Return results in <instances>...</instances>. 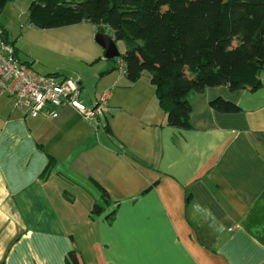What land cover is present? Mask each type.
I'll use <instances>...</instances> for the list:
<instances>
[{
    "label": "crops",
    "instance_id": "1",
    "mask_svg": "<svg viewBox=\"0 0 264 264\" xmlns=\"http://www.w3.org/2000/svg\"><path fill=\"white\" fill-rule=\"evenodd\" d=\"M23 2L0 15L14 45ZM76 26L18 59L78 83L83 108L106 92L108 106L95 119L51 106L33 117L0 95V264H67L72 251L81 264H264V70L255 91L190 94L181 130L150 76L129 83L96 42L83 48L95 27ZM218 98L240 112L212 109Z\"/></svg>",
    "mask_w": 264,
    "mask_h": 264
},
{
    "label": "trees",
    "instance_id": "2",
    "mask_svg": "<svg viewBox=\"0 0 264 264\" xmlns=\"http://www.w3.org/2000/svg\"><path fill=\"white\" fill-rule=\"evenodd\" d=\"M11 1L0 0V15ZM28 22L40 30L89 23L97 33L110 31L116 43L125 41L128 49L120 56L128 82L149 73L167 124L181 130L190 128V94L220 86L233 91L261 86L264 0H35L28 8ZM0 37L15 48L18 58L19 49L1 24ZM210 105L223 114L240 112L222 98ZM53 162L49 160L43 178ZM102 211L95 205L92 214ZM66 261L81 264L76 251Z\"/></svg>",
    "mask_w": 264,
    "mask_h": 264
},
{
    "label": "built area",
    "instance_id": "3",
    "mask_svg": "<svg viewBox=\"0 0 264 264\" xmlns=\"http://www.w3.org/2000/svg\"><path fill=\"white\" fill-rule=\"evenodd\" d=\"M124 69L122 59L117 62ZM81 86L71 80L60 81L50 75L37 73L23 64L15 55V48L0 37V95L13 100L12 105L28 107L33 117L39 116L47 106L55 110L71 107L86 119H95L107 109L108 95L105 93L92 109H85L80 102ZM53 118L57 113L53 112Z\"/></svg>",
    "mask_w": 264,
    "mask_h": 264
},
{
    "label": "rangeland",
    "instance_id": "4",
    "mask_svg": "<svg viewBox=\"0 0 264 264\" xmlns=\"http://www.w3.org/2000/svg\"><path fill=\"white\" fill-rule=\"evenodd\" d=\"M35 1V0H24V4L21 5V8L19 9L20 12V16H19V20H18V24H17V30L14 31V40H15V47H17L20 51H49L47 48H44L43 46V42L47 41L46 39L48 38V40H50V37H52V39H55L54 33H61V31L63 32H68V31H73L74 27L73 26H68V27H63V28H59V29H50V30H40V29H36L33 27V29L27 30L29 27V22H28V8L30 6V4ZM79 26L78 27V33L81 34H88L91 32L92 29V25L89 23H81V24H77ZM106 34L111 36V32L108 30H104ZM95 34H97L96 29H94V34L91 37L92 40H90V42L85 41L82 45L83 48H85L87 51H101V48L95 43L94 41V36ZM49 35V36H47ZM117 47L119 49L120 55H123L125 53V51L128 49V46L126 44L125 41H119L116 43ZM89 45V46H88ZM68 49V47H67ZM67 51V50H66ZM103 51V50H102ZM122 56H120L119 58H117L115 63L116 67L119 68L117 62L118 59H122ZM144 77H149L150 74L145 72L144 73Z\"/></svg>",
    "mask_w": 264,
    "mask_h": 264
},
{
    "label": "water",
    "instance_id": "5",
    "mask_svg": "<svg viewBox=\"0 0 264 264\" xmlns=\"http://www.w3.org/2000/svg\"><path fill=\"white\" fill-rule=\"evenodd\" d=\"M95 42L105 51L106 60H114L120 57V52L114 38L106 33H97Z\"/></svg>",
    "mask_w": 264,
    "mask_h": 264
}]
</instances>
